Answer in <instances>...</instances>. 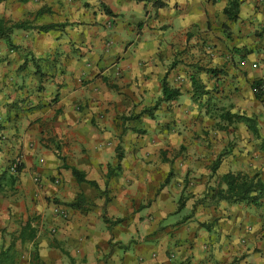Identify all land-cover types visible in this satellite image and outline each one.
Listing matches in <instances>:
<instances>
[{"label":"crops","instance_id":"obj_1","mask_svg":"<svg viewBox=\"0 0 264 264\" xmlns=\"http://www.w3.org/2000/svg\"><path fill=\"white\" fill-rule=\"evenodd\" d=\"M0 22L21 25L0 35L12 264H264V195L222 180L264 183V0H0Z\"/></svg>","mask_w":264,"mask_h":264},{"label":"trees","instance_id":"obj_2","mask_svg":"<svg viewBox=\"0 0 264 264\" xmlns=\"http://www.w3.org/2000/svg\"><path fill=\"white\" fill-rule=\"evenodd\" d=\"M227 13L230 11L227 9ZM12 27H21L20 24H14L10 27H3L0 22V35L6 36ZM53 25L44 26L42 29L48 30L52 28ZM163 91V100L174 99L178 96L179 91L177 89L170 88L167 83L162 85ZM257 95H261L259 91H256ZM20 165L17 169L19 170ZM72 173L78 182H88L89 184L95 185L93 181H87L84 178V174L76 169H72ZM222 180L226 184V198L231 201H241V200H251L255 201L259 196L264 195V183L260 181L256 176L248 177L246 175L240 174H231L226 173L223 175ZM69 206L80 208L84 206V198L81 195H78L73 201L68 203ZM34 229L30 226V223L25 224L22 227L20 238L24 240L25 238H32L34 236ZM17 257V251L10 252V248H7L4 251H0V264H12L13 260Z\"/></svg>","mask_w":264,"mask_h":264},{"label":"built area","instance_id":"obj_3","mask_svg":"<svg viewBox=\"0 0 264 264\" xmlns=\"http://www.w3.org/2000/svg\"><path fill=\"white\" fill-rule=\"evenodd\" d=\"M261 91H264V83L260 87ZM21 163L20 157H15L11 160L8 166V170L10 173H17V169ZM53 211L55 213L61 214L63 217H66L67 213L64 208L58 207L57 205H53Z\"/></svg>","mask_w":264,"mask_h":264}]
</instances>
